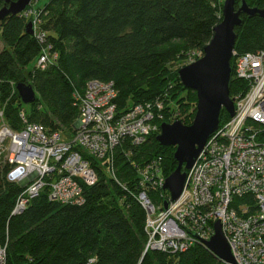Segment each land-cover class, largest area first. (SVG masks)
<instances>
[{"label":"trees","instance_id":"trees-1","mask_svg":"<svg viewBox=\"0 0 264 264\" xmlns=\"http://www.w3.org/2000/svg\"><path fill=\"white\" fill-rule=\"evenodd\" d=\"M246 1L250 7L264 8V0ZM214 2L47 0L38 9L44 40L26 32L24 17L7 16L0 22V109H5L7 123L19 128V111L25 108L29 121L49 133H69L79 117L75 91L98 80L114 83L118 111L162 98L166 121L158 123L159 127L171 122L170 111L178 114L177 121L190 125L196 108L185 114L197 103V94L183 87L178 71L186 66L191 52L203 53L214 28L222 22V10ZM241 18L243 24L235 30L236 54L263 51L264 19ZM48 47L59 59L44 70L37 69V59ZM231 67L233 97L248 86L234 77L235 57ZM21 83L34 88V104L21 102L16 90ZM230 118L223 109L220 126ZM159 133L139 147L127 142L118 146L115 178L97 168V183L82 184L84 202L80 205L51 202L46 188L22 214L13 215L22 188L8 183L0 170V243L7 245L6 264H87L91 258L95 264H217L199 244L175 255L145 254L146 213L137 200L136 167L161 156L167 176L177 168L175 148L162 147ZM150 197L157 201L158 194L150 193Z\"/></svg>","mask_w":264,"mask_h":264},{"label":"built area","instance_id":"built-area-1","mask_svg":"<svg viewBox=\"0 0 264 264\" xmlns=\"http://www.w3.org/2000/svg\"><path fill=\"white\" fill-rule=\"evenodd\" d=\"M225 1L214 2L222 14ZM25 12L29 13L28 8L22 14ZM31 20L34 35L44 40L40 21ZM50 49H44L38 57L37 69L44 70L59 59V54ZM203 55L201 51L191 52L186 66ZM234 57V77L248 88L231 97L234 117L207 141L188 172L180 198L172 201L170 192L163 189L168 177L163 157L136 167L137 200L146 213L145 254L175 255L199 244L217 264H264V50L242 55L234 52ZM116 98L113 82L92 80L83 91H75L79 117L69 133H49L29 121L25 108L19 111L21 126L13 128L6 121L5 109H0V170L8 183L22 188L13 215L22 214L46 188L51 202L82 204V184L97 183V168L115 178L114 153L118 146L124 142L132 147L143 145L160 131L158 123L166 121L162 98L121 111ZM170 113L171 122L165 123L177 121L178 114ZM154 192L157 201L150 197ZM217 221L233 263L217 258L206 245L215 234ZM6 262L7 245L0 243V264ZM95 263L91 258L87 264Z\"/></svg>","mask_w":264,"mask_h":264},{"label":"water","instance_id":"water-1","mask_svg":"<svg viewBox=\"0 0 264 264\" xmlns=\"http://www.w3.org/2000/svg\"><path fill=\"white\" fill-rule=\"evenodd\" d=\"M237 1L240 6L237 7ZM0 22L7 16H20L33 0H0ZM242 15L249 18L264 19V8L250 7L246 0H226L223 6L222 22L214 28L210 43L203 50V57L181 68L179 78L184 88L197 94V106L191 125L181 121L162 123L157 141L162 147H174V160L177 168L166 179L164 190L171 194L172 201H177L184 189L188 172L204 149L207 141L220 126V115L224 109L232 118L235 104L230 97L229 83L232 76L231 61L234 57L237 40L236 28L241 27ZM26 32L33 36V24L28 22ZM21 102L34 104L36 92L30 85L21 83L16 86ZM169 203L164 204L165 210ZM215 234L207 242L209 250L220 259L234 262L230 246L223 234L219 221L214 224Z\"/></svg>","mask_w":264,"mask_h":264},{"label":"rangeland","instance_id":"rangeland-1","mask_svg":"<svg viewBox=\"0 0 264 264\" xmlns=\"http://www.w3.org/2000/svg\"><path fill=\"white\" fill-rule=\"evenodd\" d=\"M47 2V0H33V2L31 3V5L28 7L29 13L27 14V12H25L24 14H21L20 17H24L28 22H32V20L30 21V18L35 20L36 18L38 19V21H43V18L39 16L38 11L44 6V4ZM3 6V5H2ZM2 8V7H1ZM0 8V9H1ZM39 9V10H38ZM177 46H182L181 44H177ZM3 49V44L0 40V51ZM177 66V65H176ZM175 69L179 68V66L176 67ZM185 67V66H184ZM183 68V67H182ZM181 69V68H180ZM179 69V70H180ZM28 106V105H25ZM197 103L190 106L189 111L185 114L188 115L189 113H191L193 111L194 108H196ZM184 116V115H183ZM195 117V116H194ZM185 117H183L184 119ZM194 120V119H193ZM193 122V121H192ZM183 123V122H182ZM184 124V123H183ZM192 124V123H191ZM190 124V125H191ZM185 125V124H184Z\"/></svg>","mask_w":264,"mask_h":264}]
</instances>
